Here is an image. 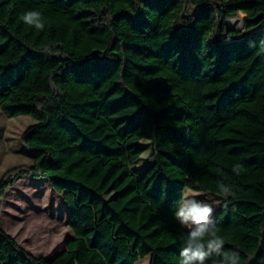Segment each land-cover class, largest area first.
<instances>
[{"label":"trees","instance_id":"1","mask_svg":"<svg viewBox=\"0 0 264 264\" xmlns=\"http://www.w3.org/2000/svg\"><path fill=\"white\" fill-rule=\"evenodd\" d=\"M28 11L42 29L24 23ZM241 13L244 33L228 24ZM202 15L193 44L202 58L210 46L225 53L230 79L205 111L194 71L170 65L179 25ZM0 108L34 119L22 135L32 164L3 174L0 211L18 178L47 179L71 194L75 231L46 259L0 229V264H180L190 229L175 212L186 188L221 198L208 230L224 244L205 264H234L224 255L234 252L235 264H264V0H0ZM138 108L152 119L151 160L165 183L107 199L73 175Z\"/></svg>","mask_w":264,"mask_h":264},{"label":"rangeland","instance_id":"2","mask_svg":"<svg viewBox=\"0 0 264 264\" xmlns=\"http://www.w3.org/2000/svg\"><path fill=\"white\" fill-rule=\"evenodd\" d=\"M191 9L195 7L191 6ZM243 16L241 13L238 18L228 21L231 27L242 33L246 32ZM204 27L203 15L193 23L179 25L170 62L177 70L194 71L202 111L222 97L230 81L222 71L226 54L210 46V54L202 58L194 45ZM187 41L190 43L184 44ZM33 123L34 119L28 115L9 117L0 108V178L11 168L32 164L31 152L24 145L22 135ZM151 132L152 119L148 112L144 108L135 109L121 124L108 130L104 140L95 145L97 155L74 173V179L96 187L107 199L138 184L144 187L164 184L151 160ZM75 139L81 143L76 135ZM71 198V194L53 188L47 179L20 177L3 197L0 229L25 251L51 259L65 249L68 238L75 235L68 225L67 202ZM184 199L211 205L213 211L209 220L210 225L213 224L221 203L218 195L186 188ZM86 214L90 215L91 221L94 220L91 212ZM104 233L110 237V228L105 226ZM120 247L125 250L124 243L120 242ZM131 264H149V260L133 257Z\"/></svg>","mask_w":264,"mask_h":264},{"label":"clouds","instance_id":"3","mask_svg":"<svg viewBox=\"0 0 264 264\" xmlns=\"http://www.w3.org/2000/svg\"><path fill=\"white\" fill-rule=\"evenodd\" d=\"M21 19L25 24L34 25L38 29L43 28L40 22V13L37 11H28L23 14ZM240 165H237L234 171L239 172ZM221 192L225 195L229 193V189L223 184L220 185ZM213 209L211 205L203 202H198L193 199H184L178 210L175 212L176 218L184 226H187L190 231L187 238L188 246L183 247L180 256V264H205L206 259L213 252H219L224 244L223 239L216 235V230H208L210 225L209 217ZM210 237L205 241V237ZM205 246L208 251H204ZM225 257H234L235 261H239V253H225Z\"/></svg>","mask_w":264,"mask_h":264},{"label":"crops","instance_id":"4","mask_svg":"<svg viewBox=\"0 0 264 264\" xmlns=\"http://www.w3.org/2000/svg\"><path fill=\"white\" fill-rule=\"evenodd\" d=\"M32 178V177H31ZM1 179V178H0ZM34 179V178H33ZM146 258H148V260L150 261V257H146Z\"/></svg>","mask_w":264,"mask_h":264},{"label":"bare ground","instance_id":"5","mask_svg":"<svg viewBox=\"0 0 264 264\" xmlns=\"http://www.w3.org/2000/svg\"><path fill=\"white\" fill-rule=\"evenodd\" d=\"M242 25V24H241Z\"/></svg>","mask_w":264,"mask_h":264},{"label":"water","instance_id":"6","mask_svg":"<svg viewBox=\"0 0 264 264\" xmlns=\"http://www.w3.org/2000/svg\"><path fill=\"white\" fill-rule=\"evenodd\" d=\"M69 239V238H68Z\"/></svg>","mask_w":264,"mask_h":264}]
</instances>
